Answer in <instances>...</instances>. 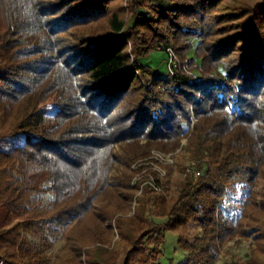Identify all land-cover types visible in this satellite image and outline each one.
Wrapping results in <instances>:
<instances>
[{
  "label": "trees",
  "instance_id": "trees-1",
  "mask_svg": "<svg viewBox=\"0 0 264 264\" xmlns=\"http://www.w3.org/2000/svg\"><path fill=\"white\" fill-rule=\"evenodd\" d=\"M157 1L0 0V264H160L167 232L177 264H264V0ZM168 48L196 81L142 63Z\"/></svg>",
  "mask_w": 264,
  "mask_h": 264
},
{
  "label": "rangeland",
  "instance_id": "rangeland-1",
  "mask_svg": "<svg viewBox=\"0 0 264 264\" xmlns=\"http://www.w3.org/2000/svg\"><path fill=\"white\" fill-rule=\"evenodd\" d=\"M157 3L160 6H168V3L164 0H159ZM196 43V41H195ZM166 60V54L162 51H157L154 53H151L149 57L141 59L143 64H147L151 67H153L157 71H165L166 66L165 65ZM56 101L54 99L48 101L45 104V107L47 109V113L45 115V122L46 124L50 125L53 123L52 120V114L51 112L54 110ZM12 142L20 143L21 138L17 136L14 141H1L0 146L3 148H7L10 146ZM154 151H152L153 153ZM168 158L172 160L170 163L165 162H159L154 157L153 154L150 157V160L147 161L146 164L150 165V168L156 170L161 175H165V170L162 165H173L174 159L171 155H166ZM154 161H157L158 163H154ZM174 166V165H173ZM152 167V168H151ZM147 169V170H148ZM147 171H144L143 173H146ZM138 179V178H136ZM150 182H153L152 179H150ZM259 197L264 195V188L260 189L259 191ZM247 193V187L244 186H229L225 195L224 204L227 207V211L232 216H237L239 214V211L241 209V202L244 198L245 194ZM259 197L257 198L259 200ZM52 198L51 194H48L46 196V200L48 201ZM158 222H163L161 220H158ZM199 228L196 227L195 224H191L189 226V233L188 238L193 239L196 234H198ZM27 242L29 245L35 247V248H44L45 251L53 256L55 252L60 249L64 244L65 241L62 237V235L58 232H55L51 229L46 228V230L39 231L38 233H26L24 234ZM166 241L163 247V256L160 258V264H177L179 261L185 258L184 252H181L177 248V236L173 235L171 233H166ZM43 238H46L47 243L43 241ZM242 244L236 245L231 243L228 247H226L222 252L220 253L219 260L216 264H230L234 262H243L246 260L250 253V247L251 243L250 240H244L241 242ZM50 264H53L52 262Z\"/></svg>",
  "mask_w": 264,
  "mask_h": 264
},
{
  "label": "built area",
  "instance_id": "built-area-1",
  "mask_svg": "<svg viewBox=\"0 0 264 264\" xmlns=\"http://www.w3.org/2000/svg\"><path fill=\"white\" fill-rule=\"evenodd\" d=\"M165 66H166V71L168 73V76L170 77L173 76L175 73L180 72L190 77L192 81H196L201 74V69H198L197 66L189 65L187 60L184 62H181L179 57L173 52L171 48H168L166 50V65ZM150 85H151L150 83L147 84L148 87ZM152 154H153V157L159 162H165V163L172 162V160L168 158V156H166L162 152L154 151Z\"/></svg>",
  "mask_w": 264,
  "mask_h": 264
}]
</instances>
